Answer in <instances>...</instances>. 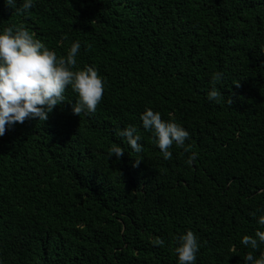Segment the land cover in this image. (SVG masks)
I'll list each match as a JSON object with an SVG mask.
<instances>
[{
  "label": "trees",
  "instance_id": "1",
  "mask_svg": "<svg viewBox=\"0 0 264 264\" xmlns=\"http://www.w3.org/2000/svg\"><path fill=\"white\" fill-rule=\"evenodd\" d=\"M21 26L59 57L79 40L76 70L98 69L105 90L78 116L69 86L47 121L0 137L4 264H178L187 230L197 264L264 253L241 243L264 215V0H35L27 13L0 0V30ZM216 72L230 105L208 99ZM146 108L185 127L189 150L164 159ZM129 125L142 153L117 134Z\"/></svg>",
  "mask_w": 264,
  "mask_h": 264
},
{
  "label": "clouds",
  "instance_id": "2",
  "mask_svg": "<svg viewBox=\"0 0 264 264\" xmlns=\"http://www.w3.org/2000/svg\"><path fill=\"white\" fill-rule=\"evenodd\" d=\"M5 4L21 12H29L35 6V0H22L17 8L18 0H5ZM81 42L74 41L66 57H59L55 50L48 48L41 40L34 38L27 28L6 27L0 30V137L8 127L23 123L26 119H37L44 122L54 108L67 100L66 90L71 89L79 99L71 105L74 114L94 113L103 99L105 81L98 69L89 65L77 69V56ZM223 80V73L216 72L212 77V87L208 91V99L217 103H232L218 87ZM142 126L154 134V138L164 159H171L170 148L175 144L186 147L189 131L174 120H165L159 111L146 108L141 114ZM117 134L126 139L127 144L135 153H142L144 145L142 136L135 125L118 130ZM125 151L119 144L113 143L109 149V157L115 154L119 160ZM192 152L187 163L192 165L197 159ZM260 229L254 235H243L241 243L252 250H259L264 245V215L258 220ZM158 245L165 241L159 239ZM175 253L178 264H197L201 243L198 236L187 230L174 239ZM244 264H264V253L257 257L249 251L244 257ZM0 264L4 261L0 259Z\"/></svg>",
  "mask_w": 264,
  "mask_h": 264
}]
</instances>
